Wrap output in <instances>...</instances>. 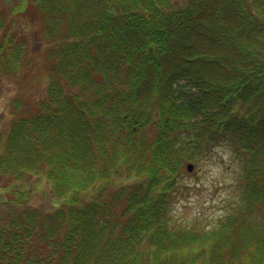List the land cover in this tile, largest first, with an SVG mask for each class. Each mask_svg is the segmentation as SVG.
<instances>
[{"label": "trees", "instance_id": "obj_1", "mask_svg": "<svg viewBox=\"0 0 264 264\" xmlns=\"http://www.w3.org/2000/svg\"><path fill=\"white\" fill-rule=\"evenodd\" d=\"M18 1L0 7V74L35 66L14 22L33 7L47 79L14 97L0 172L66 201L47 213L10 185L0 264H264V0ZM231 141L237 198L212 228L182 223L187 163ZM117 176L133 180L86 197Z\"/></svg>", "mask_w": 264, "mask_h": 264}, {"label": "rangeland", "instance_id": "obj_2", "mask_svg": "<svg viewBox=\"0 0 264 264\" xmlns=\"http://www.w3.org/2000/svg\"><path fill=\"white\" fill-rule=\"evenodd\" d=\"M17 2L19 1L0 0V7L10 10ZM25 11L27 13H23ZM18 14L20 15L14 21L16 29H20L27 35L29 41L27 50L33 53L35 66L26 76L19 74V70L14 75L7 72L0 74V132L2 134L5 133L8 122L12 118L10 107L14 97L24 90L25 97L31 98L32 102L44 94L46 87L47 70L44 64H40L45 56L42 50L46 46V41H43L44 37H40L42 34L39 29L41 30L43 23L39 18V12L33 7H27ZM235 143L237 142H223L216 146L211 154L205 156L199 165L194 163L192 171L186 169L183 177L191 190L183 195L181 192L177 197L179 200L172 207L173 216H177L182 223L199 226L204 224L212 228L217 225L222 215L227 213L231 203L237 198L235 195L239 192L236 185L237 175L243 157L240 154L242 148L237 147ZM132 180L114 177L108 184L105 182L88 191L86 197L89 199L103 186L110 185V188H117L122 185L121 183L128 185ZM10 185L28 188L31 192L30 205L37 206L47 213L66 201L65 198L59 199L53 194L52 184L45 176H30L26 180L14 182L0 172V220L1 216L7 214L10 207V194L6 195ZM107 194L108 192H105V195Z\"/></svg>", "mask_w": 264, "mask_h": 264}, {"label": "water", "instance_id": "obj_3", "mask_svg": "<svg viewBox=\"0 0 264 264\" xmlns=\"http://www.w3.org/2000/svg\"><path fill=\"white\" fill-rule=\"evenodd\" d=\"M186 167L188 168L189 171H192L193 168H194V163L193 162H188Z\"/></svg>", "mask_w": 264, "mask_h": 264}]
</instances>
